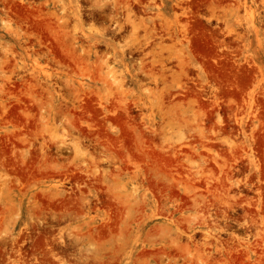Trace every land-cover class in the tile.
<instances>
[{
    "label": "rangeland",
    "instance_id": "374dc122",
    "mask_svg": "<svg viewBox=\"0 0 264 264\" xmlns=\"http://www.w3.org/2000/svg\"><path fill=\"white\" fill-rule=\"evenodd\" d=\"M0 264H264V0H0Z\"/></svg>",
    "mask_w": 264,
    "mask_h": 264
}]
</instances>
